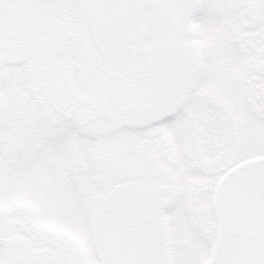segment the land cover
Wrapping results in <instances>:
<instances>
[{
    "label": "snow or ice",
    "instance_id": "6c2138e0",
    "mask_svg": "<svg viewBox=\"0 0 264 264\" xmlns=\"http://www.w3.org/2000/svg\"><path fill=\"white\" fill-rule=\"evenodd\" d=\"M0 264H264V0H0Z\"/></svg>",
    "mask_w": 264,
    "mask_h": 264
}]
</instances>
